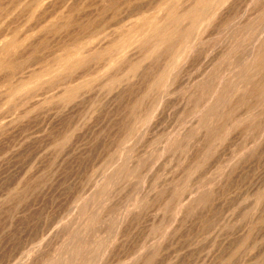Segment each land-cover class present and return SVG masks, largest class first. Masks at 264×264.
Segmentation results:
<instances>
[{
	"label": "rangeland",
	"instance_id": "1",
	"mask_svg": "<svg viewBox=\"0 0 264 264\" xmlns=\"http://www.w3.org/2000/svg\"><path fill=\"white\" fill-rule=\"evenodd\" d=\"M0 264H264V0H0Z\"/></svg>",
	"mask_w": 264,
	"mask_h": 264
},
{
	"label": "bare ground",
	"instance_id": "2",
	"mask_svg": "<svg viewBox=\"0 0 264 264\" xmlns=\"http://www.w3.org/2000/svg\"><path fill=\"white\" fill-rule=\"evenodd\" d=\"M170 8V7H169ZM204 11V10H203ZM160 18V17H159ZM175 19V18H174ZM200 23V22H199ZM166 25V24H165ZM123 29V28H122ZM151 36V35H150ZM181 37V36H180Z\"/></svg>",
	"mask_w": 264,
	"mask_h": 264
}]
</instances>
